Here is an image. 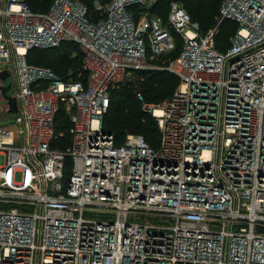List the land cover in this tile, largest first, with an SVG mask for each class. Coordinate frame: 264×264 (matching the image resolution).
Here are the masks:
<instances>
[{
	"label": "built area",
	"instance_id": "built-area-1",
	"mask_svg": "<svg viewBox=\"0 0 264 264\" xmlns=\"http://www.w3.org/2000/svg\"><path fill=\"white\" fill-rule=\"evenodd\" d=\"M155 2L54 0L36 12L0 0V71L18 111L0 125V264H264V0H223L206 32L182 4L163 20ZM227 19L238 29L221 52ZM177 36L182 50L166 58ZM63 42L81 50L86 82L27 61ZM147 69L179 78L162 101L136 92L158 146L139 133L118 144L103 127L112 93Z\"/></svg>",
	"mask_w": 264,
	"mask_h": 264
},
{
	"label": "trees",
	"instance_id": "trees-1",
	"mask_svg": "<svg viewBox=\"0 0 264 264\" xmlns=\"http://www.w3.org/2000/svg\"><path fill=\"white\" fill-rule=\"evenodd\" d=\"M31 9L36 12L47 11L53 0H25ZM90 10L94 7V0H79ZM108 1V0H107ZM173 0H157L152 7V14L167 19L170 3ZM183 5L191 18L199 23L202 32L205 25L216 20L219 1L221 0H174ZM221 7V5H220ZM203 27V28H202ZM212 28V27H211ZM238 29V23L233 20H224L218 26L216 34V48L224 52L231 45V37ZM176 48L166 55V58H175L182 50L181 38L177 36ZM75 53V54H73ZM27 61L35 66L49 68L61 78L67 80L87 81L88 74L82 69L83 54L75 43L63 42L52 48H32L27 53ZM164 62L159 61L160 65ZM137 80L129 87L116 89L112 93V100L103 120V127L116 137L118 144L122 143L128 133L143 134L148 142L156 147L159 143V128L156 119L142 111L136 98L138 86L143 85L144 96L151 101H162L170 97L179 85V78L168 70L147 69L138 74ZM140 91V90H139ZM142 92V91H141ZM137 103V104H136ZM57 138L54 146L64 150L70 144V120L63 111L58 113L56 122ZM70 158L65 160L66 175L70 172Z\"/></svg>",
	"mask_w": 264,
	"mask_h": 264
},
{
	"label": "water",
	"instance_id": "water-1",
	"mask_svg": "<svg viewBox=\"0 0 264 264\" xmlns=\"http://www.w3.org/2000/svg\"><path fill=\"white\" fill-rule=\"evenodd\" d=\"M0 80L3 81V86L0 85V89L2 90L3 97L9 102L11 117L8 119L6 123L10 124L15 122L18 111H17V103L15 98L12 96L13 92V80L11 75L7 72V70L0 71Z\"/></svg>",
	"mask_w": 264,
	"mask_h": 264
},
{
	"label": "rangeland",
	"instance_id": "rangeland-1",
	"mask_svg": "<svg viewBox=\"0 0 264 264\" xmlns=\"http://www.w3.org/2000/svg\"><path fill=\"white\" fill-rule=\"evenodd\" d=\"M54 1V0H53ZM97 1H101L103 4L104 3H107L108 1L107 0H94V2H93V5H95L96 3H97ZM157 1V0H156ZM172 2H175L174 0L173 1H171V3ZM222 2H223V0H221V1H219V6H218V14H217V16H216V20L217 21H215V22H213V23H211V24H209V25H205V27H204V29H206V28H211V27H215V26H217V24L219 23V21H220V17H221V15H220V5L222 4ZM170 3V4H171ZM160 17H162V16H160ZM162 19L163 20H166V19H164L163 17H162ZM203 28V27H202ZM232 38V37H231ZM73 54H75V53H73ZM142 91L145 95H146V93L144 92V89H143V85L141 84L140 86H138V88H137V91ZM3 101H2V97H1V91H0V125H2V126H7V125H9L8 123H6L7 121H8V119L10 118L9 116H7L6 114H3V112H2V105H3ZM137 104V103H136ZM138 104H139V107L141 108V106H140V103L138 102ZM4 164V155H0V165H3Z\"/></svg>",
	"mask_w": 264,
	"mask_h": 264
}]
</instances>
